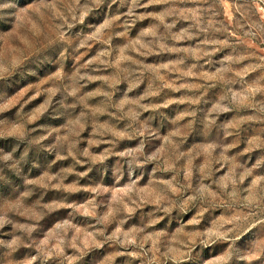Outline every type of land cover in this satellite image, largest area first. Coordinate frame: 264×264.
I'll return each mask as SVG.
<instances>
[{"label": "rangeland", "instance_id": "rangeland-1", "mask_svg": "<svg viewBox=\"0 0 264 264\" xmlns=\"http://www.w3.org/2000/svg\"><path fill=\"white\" fill-rule=\"evenodd\" d=\"M0 264H264L256 0H0Z\"/></svg>", "mask_w": 264, "mask_h": 264}, {"label": "built area", "instance_id": "built-area-1", "mask_svg": "<svg viewBox=\"0 0 264 264\" xmlns=\"http://www.w3.org/2000/svg\"><path fill=\"white\" fill-rule=\"evenodd\" d=\"M256 3L261 11V13L264 15V0H256Z\"/></svg>", "mask_w": 264, "mask_h": 264}]
</instances>
